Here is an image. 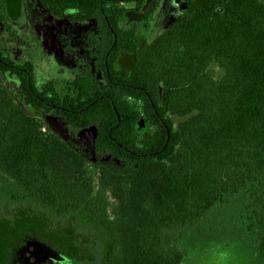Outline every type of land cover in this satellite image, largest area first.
<instances>
[{
  "label": "trees",
  "instance_id": "trees-1",
  "mask_svg": "<svg viewBox=\"0 0 264 264\" xmlns=\"http://www.w3.org/2000/svg\"><path fill=\"white\" fill-rule=\"evenodd\" d=\"M164 1L43 0L117 36L110 74L61 92L38 87L32 64L13 71L33 115L0 88V208L74 225L98 244L99 264H189L244 234L264 264V0H187L205 2L151 37ZM7 16L17 18L1 0L6 26ZM44 113L73 138L96 127L95 155ZM66 247L55 246L77 259Z\"/></svg>",
  "mask_w": 264,
  "mask_h": 264
},
{
  "label": "rangeland",
  "instance_id": "rangeland-1",
  "mask_svg": "<svg viewBox=\"0 0 264 264\" xmlns=\"http://www.w3.org/2000/svg\"><path fill=\"white\" fill-rule=\"evenodd\" d=\"M176 1L183 0H166L164 2L152 23L150 29L151 37H156L172 25L177 16V9L174 7ZM25 17L26 15L24 14L18 21L10 22L13 28L9 31L0 23V42L5 43L17 61L23 62L28 59L29 61L35 62L38 67L37 69L39 70V75L47 78L49 76L48 71H46V69H48L47 67L50 66V68H52L55 59L58 58L60 48L58 37L59 35L66 36L68 30L63 31L60 22H57L54 26L46 28H43V26L39 24L43 38L42 43L40 41L38 44H41L42 47L39 50L37 49L36 41L38 39L40 40L41 37L37 33L35 22L30 24ZM45 22L48 23V21H44V23ZM91 28H93V26ZM75 31L78 34L83 33L82 30ZM24 43L30 45L32 51L24 52ZM60 63L65 64L62 61ZM50 71L51 75L56 74V69L52 68ZM214 73L216 77H219L221 74L218 69H214ZM5 86L10 90L12 96L16 99V102L21 104L28 113L33 115L28 106L19 101L16 93L17 86L11 83H6ZM43 119L51 130L60 135L63 139L66 141H73L79 147L88 150L87 144L89 143V140L84 137L83 142L85 145H82L78 138H72L62 120L50 115H43ZM44 128L48 129L46 126ZM34 213L35 212L29 210L13 208L10 206H3L0 208V258L3 257L4 248L6 245H9L10 241L29 235L27 233H33V235L38 236L41 241H44L45 243L48 241L53 249H55V246L56 248H59L60 244H62V246L63 244L64 246H68L66 249H70V246L78 247L79 256L77 259L68 258L63 254L55 258V262L57 263H100L99 246L95 240L88 237L87 233L79 232L78 235L81 238L77 239V236L75 235L77 227L74 225L69 223H61L60 225L49 223L50 225H44L42 224V219ZM236 231L238 232V229H236ZM37 232L41 233V236L37 235ZM50 233H52V235H50ZM242 236L243 237L233 239L229 238L225 243V246H223V244L218 245L214 251L205 253L189 264H255V257L252 252V245L250 244L252 238L245 234ZM0 264H3L1 259Z\"/></svg>",
  "mask_w": 264,
  "mask_h": 264
},
{
  "label": "flooded vegetation",
  "instance_id": "flooded-vegetation-1",
  "mask_svg": "<svg viewBox=\"0 0 264 264\" xmlns=\"http://www.w3.org/2000/svg\"><path fill=\"white\" fill-rule=\"evenodd\" d=\"M3 1L4 5L7 7L9 13L11 14L13 12L12 3H14V0ZM183 1L187 2V0ZM24 14L26 15L25 18L27 19V22L29 21L30 24L35 22L37 33L41 37L40 40L38 39L36 41L37 49L39 50L42 47L41 44H38L40 41L42 43L43 39L40 32L41 29L39 28L40 25H42L43 28H46L54 26L57 22H60L63 31L68 30L66 36L59 35L58 37L60 43L59 54L58 58L55 59L52 65V68L56 69V74H50V70L52 68H50L49 66L47 67L48 69H46V71H48L49 76L47 78L40 76L39 70L37 69L38 67L35 62L29 61L28 59L23 62L17 61L15 59V56L5 45V43L0 42V51H2L3 55V58L0 57V66L3 71L2 72L0 69V83H2L0 84V88L3 87L6 90L10 91L5 86L6 83L15 84L16 86H18V84H20V79L17 76H13L12 73L16 70L24 71V66L27 63L32 64L34 68L37 86L39 85L38 87H42V85L46 83H53L54 86L58 89V91L62 92L64 88H66L67 86L69 87L70 84L74 83V81L79 76H85L86 74H91L93 78L100 83H104L106 81V74L108 76L110 74L109 64L107 60L110 53H107L106 46L108 44L109 39L115 38L116 40L117 36L113 32H106V28L102 23L100 24L97 19H92L90 21L85 22L74 21L71 18L72 14L70 12L65 13L62 16L53 15L49 12L48 7L44 4L43 0H21L20 15L15 19L7 16V26L1 18L0 23L4 26L6 30L9 31L13 28L10 22L12 23L13 21H18ZM44 21H48V23L45 22V24ZM92 26L93 28H91ZM75 30H82L83 33L78 34ZM23 45L24 52L32 51L30 45L25 43ZM9 58L14 61V64H11L10 61H8ZM61 61L65 64H61ZM42 115L50 114L44 113ZM50 116H53L54 118L60 119L64 122L61 117L55 115ZM64 124L68 133L71 135L69 128L67 127L65 122ZM55 134L59 136L62 140L66 141L57 133ZM63 254L64 253L62 251L56 248L53 249V247L50 246L49 243L41 241L38 236L29 234L23 238H18L17 240L10 241L9 245L5 246L4 255L0 259L3 264H61L55 262V258ZM68 255L69 253L66 254L67 257Z\"/></svg>",
  "mask_w": 264,
  "mask_h": 264
},
{
  "label": "water",
  "instance_id": "water-1",
  "mask_svg": "<svg viewBox=\"0 0 264 264\" xmlns=\"http://www.w3.org/2000/svg\"><path fill=\"white\" fill-rule=\"evenodd\" d=\"M14 3H12L13 5V15L15 17H18L21 13V0H14ZM205 1H199L196 4L190 6L187 2L185 1H176L174 7L177 9V14L178 15H184L186 13H188L190 10H192L193 7H195L198 3L202 4ZM131 19L133 20H137L140 21L141 16H136V15H131ZM140 128L141 131L143 132L145 130V123H140ZM97 128L96 127H90L88 129H84L82 130L79 134H78V140L82 145H85L83 142L84 137L87 138V140H89V143L87 144L88 150H86L87 152H91L93 155H95V148H96V139H97Z\"/></svg>",
  "mask_w": 264,
  "mask_h": 264
},
{
  "label": "built area",
  "instance_id": "built-area-1",
  "mask_svg": "<svg viewBox=\"0 0 264 264\" xmlns=\"http://www.w3.org/2000/svg\"><path fill=\"white\" fill-rule=\"evenodd\" d=\"M43 132H46V129L45 128H43Z\"/></svg>",
  "mask_w": 264,
  "mask_h": 264
}]
</instances>
